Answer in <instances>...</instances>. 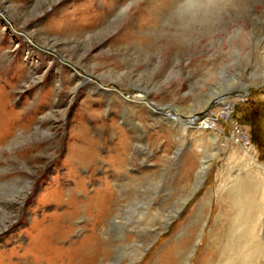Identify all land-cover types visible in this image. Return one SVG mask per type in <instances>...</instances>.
Returning <instances> with one entry per match:
<instances>
[{"label": "rangeland", "instance_id": "1", "mask_svg": "<svg viewBox=\"0 0 264 264\" xmlns=\"http://www.w3.org/2000/svg\"><path fill=\"white\" fill-rule=\"evenodd\" d=\"M177 3L0 0V145L33 126L41 141L0 161V229L4 220L9 224L0 233V264H31L37 231L70 210L72 205L59 199L69 196L81 210L57 248L87 250L89 264L126 262L123 248L129 246L115 256L108 252L121 234L140 245L145 234L129 227L138 221L153 223L159 234L134 264L216 259L228 225L219 214L222 205L223 212L230 207L229 187L248 176L264 185L250 163L253 157L264 165V0H233L226 11L190 30L175 22ZM69 63L89 81L75 76ZM143 94L182 121L194 116L198 125L211 114L221 127L201 131L185 123L183 129L159 109L154 113V106L140 99ZM214 94H223V100ZM237 132L253 151L231 140ZM93 139L98 158L74 159L89 151ZM123 140H129L127 151ZM203 159L209 164L196 188ZM110 186L125 206L124 225L105 230L106 222L99 221L94 231L96 210ZM89 202L94 203L90 214ZM148 202L154 222L146 213ZM205 202L203 222L197 224ZM182 205L163 227V217ZM262 210L264 218V199Z\"/></svg>", "mask_w": 264, "mask_h": 264}, {"label": "bare ground", "instance_id": "2", "mask_svg": "<svg viewBox=\"0 0 264 264\" xmlns=\"http://www.w3.org/2000/svg\"><path fill=\"white\" fill-rule=\"evenodd\" d=\"M22 38H24L25 40H29V42H31L27 34H24ZM57 56L61 58L59 54ZM70 66L71 68H73L74 75L77 76L80 80L87 81V82L89 81V79H86L81 73L78 72V70L73 66V64H70ZM247 87H248L247 84H243L242 90H246ZM214 95L216 96V94ZM219 96L220 98L222 97L220 99L222 101L223 94H219L218 96L213 97V98H217ZM213 98L211 97V100H208L207 102L208 107L210 103L214 101L212 100ZM140 99L144 101L145 103L147 102L148 104L153 105L154 113H157L155 110L159 109L164 115L168 117V119H172L173 121L177 120V122H180L183 129L185 128L184 127L185 123L188 125H194L197 129L201 131L204 130L205 128H211V127L213 128L215 126L217 128L221 127L220 123L218 122L219 121L218 116L214 117V115L206 114L203 116L205 117V119L201 121V124L195 125L194 116H192L191 120L185 122L181 120L182 118L179 119V116H174L169 111L157 108V106L153 104V102L150 100L147 94L141 95ZM204 110H206V108ZM162 113L159 112V114H162ZM222 113L223 111L222 112L220 111L219 115L222 116ZM226 113H223V114H226ZM227 114L229 115V113ZM238 133L239 132H237L238 138H236V136L234 135L231 138V140L239 144L240 147L246 148L248 152H250L251 150L253 151V148L250 147L251 145L250 141L248 143L245 142L244 141L245 139L239 138ZM210 139L213 142H217L218 138L211 132ZM96 145H97V141L93 139L88 149L89 151L88 152L87 150L82 151L84 152L83 156L81 158L75 157L74 159H77L79 162H83V163L86 159L88 162L90 160L92 161L96 160L98 158V155L96 152ZM121 146L123 150H126L127 147L129 146V140H123L121 143ZM226 146L227 144L224 147ZM117 153L118 155L121 154V152H117ZM250 163L257 168L258 174L264 181V165L259 163L253 157H251ZM208 164L209 163L207 159H203L201 161V166L196 176V184H195L196 188L199 187V184L202 183L203 181L202 179L204 177V174L206 173ZM30 189L31 187L26 192H24L23 197L18 198L17 206L20 207V205L23 204L25 200L24 198L26 197ZM227 197L230 201V207L228 209H225V212H223L225 207H223L222 205V210L219 215L222 218L224 217L226 218V220L228 221L227 223L228 225L224 229L225 234L223 233V235H221L220 239L222 242H220V250H218L217 252L216 259H214L212 262H209L208 264H264V218L262 216L263 215L262 208H263V199H264L263 198L264 197V185L261 183V180H259V178H256V177L251 178L250 176H248V178H245V180L237 181L231 187H229V192H228ZM59 199L60 201L61 200L65 201L67 204H71L72 206L70 207L69 211L64 212L62 214L54 215V217L48 222V224L44 228L42 229L40 228L37 231V234L35 236L36 241H35L34 247L30 250L33 255L30 263L31 264H89V259L87 258V250L84 252L79 251L80 252L79 254H82L83 256V257H80L78 256L79 254H75V252L72 253V252H69V250L68 251L66 250L67 252H63L59 250V248H57L59 240L65 237L66 234H68V232H70V230L73 229L72 228L73 223H74L73 219L76 217V215L80 213V210H81L78 206V203H75L76 201L74 199L76 198L72 199L69 196L68 199L66 200L63 199V197H60ZM207 204L208 203L205 202L204 204H202V206H200L198 213H197V220H196L197 224L200 221L203 222V219H204L203 215L206 213L205 208H207ZM93 205L94 203L91 204L89 202L86 205L87 207L85 206L88 214L93 212ZM152 205H151V202H148L146 213L150 215V218H152V221L154 222V220H156L157 218L155 217L156 216L155 214H151L150 210L153 209ZM124 207L125 206L124 204H122V199L121 198L119 199L115 196L113 187L112 186L106 187L104 200L102 202V207L96 210V220L92 224L93 230L95 231V229L97 228V227L95 228V226H97L96 222H99V221L106 222V225L104 226L105 230L109 229L111 225H124L123 222L121 221V216H120V213L123 211ZM182 208H183V205L180 206L176 210L174 209L175 213L173 211V213L169 215H166L164 217L162 216L163 217V219L161 218L163 221L162 226L166 228L170 224V222L174 218H176V216L179 214ZM15 211L17 212L18 209ZM9 216H7V213H6L4 217L7 219H10V218L14 219V217H11V216L9 217ZM6 221L7 220L3 221L4 226L3 227L1 226L2 228L0 229V233L2 229H5L9 226V224H7ZM141 226H143V228ZM152 226H153V223L152 224H148L147 222L141 223L140 221H138L137 223L133 222L129 224V227H131L132 231H136V232L141 231L143 234H145L143 238L144 240L143 241L141 240L140 245L137 246V243L132 239L133 238L132 235L129 236V234H126V235L121 234L120 240L115 242V250L113 249L109 251L108 255L114 254L113 256H115L117 252L119 254V252L122 251L121 250V247H123L122 245L129 246V248L127 247L125 249L123 248V250L127 252L126 262L122 261L119 264H134L143 255V253L146 250V246L149 245V242L152 239V237L153 236L155 237L157 236V234H159V232L157 231L158 229L153 228ZM152 233L154 235H151ZM189 250L190 249H187L186 251L181 253V256L184 260H187L189 258V253H190V252L188 253ZM51 254H54V255L51 257H48V255H51ZM88 256H89V253H88ZM103 256H106L105 252ZM7 264H15V263L7 262ZM180 264H184V263L181 262Z\"/></svg>", "mask_w": 264, "mask_h": 264}, {"label": "clouds", "instance_id": "3", "mask_svg": "<svg viewBox=\"0 0 264 264\" xmlns=\"http://www.w3.org/2000/svg\"><path fill=\"white\" fill-rule=\"evenodd\" d=\"M232 3L233 0H178L173 16L178 27L190 30L211 21L226 11ZM37 127L19 130L10 140L0 145V161L5 155L16 158V154L41 142L37 135Z\"/></svg>", "mask_w": 264, "mask_h": 264}]
</instances>
